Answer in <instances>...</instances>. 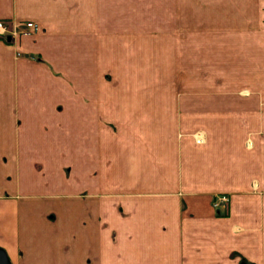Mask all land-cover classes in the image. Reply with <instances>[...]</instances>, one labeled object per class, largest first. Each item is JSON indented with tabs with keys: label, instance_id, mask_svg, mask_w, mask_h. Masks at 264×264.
<instances>
[{
	"label": "crops",
	"instance_id": "0c3cea01",
	"mask_svg": "<svg viewBox=\"0 0 264 264\" xmlns=\"http://www.w3.org/2000/svg\"><path fill=\"white\" fill-rule=\"evenodd\" d=\"M6 19L40 27L0 40L12 264H264V0H0ZM223 42L263 79L207 99Z\"/></svg>",
	"mask_w": 264,
	"mask_h": 264
},
{
	"label": "rangeland",
	"instance_id": "374dc122",
	"mask_svg": "<svg viewBox=\"0 0 264 264\" xmlns=\"http://www.w3.org/2000/svg\"><path fill=\"white\" fill-rule=\"evenodd\" d=\"M211 31V33H210ZM207 30V37L213 33L214 30ZM224 31V30H223ZM224 35V34H223ZM211 37V35H210ZM210 42V40H209ZM225 42V41H224ZM216 44L218 49H221V54H217L216 57L213 55L206 56V92L207 99H213L210 96H219L222 94H229L233 90H238V95L241 90H246L251 85L261 84L262 77H257L256 73H261V70L256 69L255 62H247L245 55V45H238V53H237V61L231 60V56L229 52V46L226 43ZM221 43V42H220ZM215 44L213 43L212 46ZM210 46V47H212ZM209 47V48H210ZM232 55V54H231ZM233 56V55H232ZM235 56L232 57V59ZM231 60V61H230ZM235 65V66H234ZM252 65L251 75H247L246 67ZM237 67V70H231L230 68ZM234 72V73H233ZM232 73V74H231ZM249 73V74H250ZM228 92V93H225ZM211 93V94H209ZM234 94V93H233ZM215 100V99H214Z\"/></svg>",
	"mask_w": 264,
	"mask_h": 264
},
{
	"label": "built area",
	"instance_id": "2783aa9c",
	"mask_svg": "<svg viewBox=\"0 0 264 264\" xmlns=\"http://www.w3.org/2000/svg\"><path fill=\"white\" fill-rule=\"evenodd\" d=\"M40 31V27L35 22H18L14 19L0 20V40L11 42L21 37H28L37 34ZM199 142L202 139L198 138ZM229 198L227 196H219L215 200V207L228 206Z\"/></svg>",
	"mask_w": 264,
	"mask_h": 264
},
{
	"label": "water",
	"instance_id": "95a60500",
	"mask_svg": "<svg viewBox=\"0 0 264 264\" xmlns=\"http://www.w3.org/2000/svg\"><path fill=\"white\" fill-rule=\"evenodd\" d=\"M11 42V39L8 40ZM0 264H12L7 252L0 247Z\"/></svg>",
	"mask_w": 264,
	"mask_h": 264
}]
</instances>
